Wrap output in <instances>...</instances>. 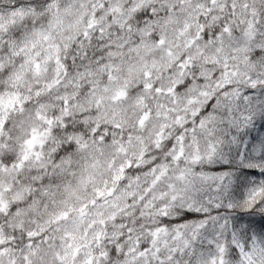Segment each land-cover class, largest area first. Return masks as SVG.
I'll return each mask as SVG.
<instances>
[{"label": "snow or ice", "instance_id": "obj_1", "mask_svg": "<svg viewBox=\"0 0 264 264\" xmlns=\"http://www.w3.org/2000/svg\"><path fill=\"white\" fill-rule=\"evenodd\" d=\"M0 264H264V0H0Z\"/></svg>", "mask_w": 264, "mask_h": 264}]
</instances>
